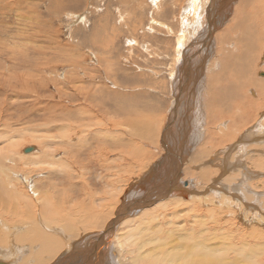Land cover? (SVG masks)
<instances>
[{
	"label": "rangeland",
	"instance_id": "374dc122",
	"mask_svg": "<svg viewBox=\"0 0 264 264\" xmlns=\"http://www.w3.org/2000/svg\"><path fill=\"white\" fill-rule=\"evenodd\" d=\"M194 1L0 0V181L4 179V183L8 184L10 180L9 187H7L8 196L5 192V201L0 199V224L2 223L4 230L7 231L3 234L4 237L3 235L2 238L0 237V260L3 259L5 264H35L36 261L53 264L58 258L50 259L46 263L44 259L36 256L37 251L31 250L32 241L30 247L28 246L27 235H31L27 234L26 226H23L26 223L23 222H27L29 214L36 213L37 210L39 211H37L38 214L36 213L37 220L38 216L41 217L39 206H42V202H36V205L31 203L32 205L28 207L31 208L28 210L26 203L23 202L22 193L23 190L29 192V195L32 193L30 186L25 183L26 180L31 178L34 183L40 185H43L44 181L51 180L52 184L43 185L42 192H47L45 196L35 193L36 198L40 195H43L42 199L49 196L59 201L60 204L64 202V198H73L75 194H82L83 185L88 184L89 191L98 190L101 194L98 198L88 194L96 200V204L104 198L102 194L112 193H114L112 198L114 203L115 194L118 199V194L121 192L114 191L115 187L120 183L124 184L127 180L132 182L138 176L137 172L140 175L147 173L142 170V167L153 164L164 155L158 138L165 123L169 121L171 112L175 113L174 102L182 99L181 96L177 97L180 89L175 88L176 83L182 86V91L185 93L183 103L188 112V115L183 114L180 117L177 114L176 124L179 120L185 119H188L186 124L192 123L191 114H196L201 108L204 112L202 124H199L198 130L183 128L177 130L180 133L175 136L177 150L184 157L191 147L192 150L197 147L199 151H202L205 146L214 150L213 155L209 152L211 158L217 156L216 160L209 163H205L208 158L204 159V162L187 160L186 167L189 166L193 174L186 177V180L196 178L199 171L212 168L218 170L216 177L219 178L215 185L219 189L226 187V189L235 191L233 185L243 184L245 181L250 191L259 193L260 201L262 199L264 201V143L260 145L250 140L246 142L249 139L248 134L251 133L246 129L256 124L261 114L259 110L264 109V107L258 109V104L264 103V86H256L255 80V78L264 79L262 73L264 72V28L261 29L257 25L258 34L247 35L240 44L237 41L241 37L237 35L233 39L234 33L231 35L232 30L229 29L238 4L242 8L245 7L244 11L251 19L257 16L264 19V0H233L226 21L213 28L210 39L198 38L202 41L199 40V43L197 42L198 44L196 43L186 54L187 56L191 54L189 66L186 63L187 56L183 57L184 55L180 54L182 53L179 48L180 41L186 45V42L190 43L191 40L196 39L194 38L198 35L194 32L196 28L200 27L201 31L203 27L207 29L206 21L211 11V6L209 9L207 7V0H196L197 4H193ZM255 9L261 11L257 16L248 12ZM241 20H244L247 26L253 23V20L250 22L243 18ZM199 24L201 26H198ZM239 33L241 31L237 29V34ZM185 36L186 40H184ZM200 36L203 35L199 34L198 37ZM230 41H233L230 49L231 55H227L224 48L230 45ZM247 41H250V45L244 44ZM247 50L248 54L245 55L244 51ZM239 52L242 53L244 61L241 63L236 61L232 68V63ZM224 55L231 59L222 61ZM199 63L204 64L200 81L197 80V70H195ZM226 64L231 65L226 68L224 66ZM179 65L184 67L185 71L177 74ZM231 69L232 72L229 71L222 76L225 71ZM243 70L249 77L246 81L242 76ZM187 72L190 74V80ZM186 79L188 84H186ZM209 81L213 83L214 90L233 89L232 93L245 101V104H240L241 101L232 103V105L235 104L234 109L238 115L234 116V113L227 114L221 111L226 99V101L222 98L216 99L213 96V99L218 102H212L208 89ZM186 86H188L187 89ZM215 86L218 88H214ZM191 103L194 107H190ZM70 110H78V113L86 110L91 114L90 119L93 117L94 123L97 122V124L93 123L90 126V136H87V132L82 129L83 125L87 126L86 124L82 121H73L65 114ZM58 113L60 117L65 116L55 121L54 115ZM235 117L237 120L233 121ZM74 131L78 134L73 135ZM238 132L242 136L240 142H237ZM196 134L202 135L203 138L199 145L194 144ZM85 137L91 140L81 147L80 143L82 144L81 141ZM42 139L45 140L44 143ZM185 139L188 140V145L182 144ZM229 144L234 147L236 145L237 148L232 147L234 149L232 150ZM258 144L259 148L256 147ZM28 148L32 150L26 151ZM256 148H258L257 151L254 150ZM223 155H226L228 160L226 158L223 161ZM46 159L50 161H45ZM245 167L252 173L249 177L247 176L248 178L244 176ZM132 168L135 172L131 174ZM149 170L150 168L147 169ZM50 173H54L56 177L50 179ZM113 173L116 175H112ZM119 176L122 180L117 182ZM232 176L233 179H231ZM198 178L203 181L200 183L201 195L209 194L206 192L211 189L209 185L212 182L207 183L206 179L199 176ZM13 179L18 182L21 191L17 185L16 188L19 191H14L12 182L15 181H12ZM72 185L77 186L78 191L72 192L70 190ZM91 185L93 187L90 189ZM194 188L200 189L198 186ZM34 189L35 192L40 191L36 187L32 188ZM223 193L228 194L224 191ZM81 194H78L72 201L77 202L80 197L87 196L86 193ZM191 194L193 195V192ZM123 195L122 193L121 196ZM226 196L218 195L221 201L217 198L214 202L203 199L199 202L195 200L194 203L193 201L186 203L180 212L185 219L184 222L182 221V226L187 228L192 226L195 222L194 217L190 215L197 216L198 213L197 220L198 217L204 216L207 225L213 227L216 223L213 221L215 217H207L206 214H214L213 212L217 210L219 214L227 213L231 204L225 201ZM111 197L109 196L108 199L112 200ZM24 200H28L29 203L30 198ZM234 200L241 201L237 198ZM54 204L58 203L54 202ZM259 205L264 207V202L262 204L256 202V206ZM19 208L21 209L20 214ZM26 208L29 214L25 213ZM14 209L18 213L14 212ZM82 209L90 211L87 206ZM231 209L235 212L237 206L234 205ZM80 212H82L81 209ZM79 215L74 216L78 221L74 220L77 224H74L76 229L73 228V232L78 234L84 230L80 224L82 218ZM228 216L239 220L237 216ZM85 223L87 231L92 230L86 221ZM197 223L202 222L198 220ZM255 224L264 228V222L260 221ZM17 226L20 227L18 233L23 232L20 233L22 237L24 236L23 242L16 239L17 233L12 241L8 240L11 237L10 231L14 233L12 229ZM46 226L47 232H52L51 227ZM55 226L66 230L63 224ZM123 228L119 231L120 234L127 231V226L124 225ZM97 230L100 229L94 231ZM89 233L97 235L96 232ZM65 235L71 236L69 232ZM88 237L89 246L93 245L94 238L90 235ZM96 239H98L97 243L101 240L97 237ZM115 241L114 248L112 245L111 249L115 255L113 256L115 263L134 264L132 259L130 260V252L123 251H128L129 245L117 244L118 249H115L117 248ZM113 249L116 252H113ZM83 263L86 262L83 261L81 264ZM135 264H140V262Z\"/></svg>",
	"mask_w": 264,
	"mask_h": 264
},
{
	"label": "bare ground",
	"instance_id": "6f19581e",
	"mask_svg": "<svg viewBox=\"0 0 264 264\" xmlns=\"http://www.w3.org/2000/svg\"><path fill=\"white\" fill-rule=\"evenodd\" d=\"M195 1L193 4L198 3L197 2L198 0L196 2ZM232 1L233 0H207L208 9H209V6H211V11L209 10L210 11L209 18L206 21L207 29H204L203 27V29L201 28L203 31H201L199 30L200 27H198V29L196 28L197 31L196 29L195 31L193 30L195 34H198V35L194 37L196 38L194 40L189 39V41L191 40V42L190 43L186 42L185 43L186 45H184V43L180 41L181 43L179 44L180 46L179 48L182 51V53L180 54H183L184 55L183 57L187 56L186 54H188L189 50H191V48H193L196 45V43L199 40H201V39L198 40V38L203 39V37H205L207 39H210L211 35L213 34V31H212L213 28L218 27V25H222L226 21L225 19L228 17L231 11ZM196 6L197 5H195V7ZM244 8H242L241 5L238 4L236 13L231 19V25L229 28L230 30H232L231 35L234 33V36L232 37L233 39L237 35L241 37L237 41L238 44H240V42L243 39H245L247 35L258 34L257 25L261 29L264 28V19L262 17L257 16L261 11H257V9L253 11H248L250 13H253L255 16H257L256 18L251 19L246 14V11H244ZM241 18L249 20V22L253 20V23L247 26L245 25L246 22L244 20H241ZM198 26H201V24H199ZM237 29L240 30L241 33L237 34ZM199 34H202L203 36L198 37ZM230 39H231V36H230ZM184 40H186V36L184 37ZM244 44L250 45V41H247ZM231 45H233V41H230V45L224 48V52L227 55H231V50H230ZM182 48L184 51L182 50ZM244 53L245 55H247L248 50L244 51ZM190 55L191 54H189V56H187L186 58L187 60L186 63L189 66H190ZM227 55L226 56L224 55L222 57V61H225V60L229 61L231 59ZM236 61L240 63L244 61V57L242 56L241 52L238 53L235 61L232 63L233 65L232 68L234 67V64ZM201 63H199L197 69L194 68L195 70H197V80L199 81H200V77L203 72L202 67L204 65V64L202 65ZM230 65L226 64L224 66L228 68ZM183 70H184V67H180L179 65V70L177 74L181 73ZM229 71L232 72V69L225 71V73L222 76L229 73ZM262 73L264 75V72ZM187 74H188L187 77L189 76V80H190L189 72H187ZM242 76H243V79H245L244 81L249 79L245 70L242 71ZM187 79H186V82H187L186 84L189 83ZM255 80H256V86H260V87L264 86L263 78L262 79L255 78ZM186 84H183V85H186ZM212 86H213V83L210 82V84L208 85V89L210 91V95H211L210 97L212 99V102L215 103L217 101L213 99V96H215L216 99L218 98H222L224 100L226 99L227 101L225 100L226 102L223 103L224 108L221 111L222 112L224 111L227 114L234 113V116L238 115V113H236L234 109L235 104L232 105V103L234 102L238 103L239 101H241L240 104H245V101L237 98L236 95L232 93L233 89L225 91V89L219 88V89L214 90ZM175 88L180 89V92H178L177 97L181 96L182 99L180 98L181 101L180 100L178 101L177 99L176 103L174 102L175 113L171 112L169 121L165 123V126L163 127L162 132L158 138V142L160 141V144L164 150V155L158 158V160L154 162L153 164H148L146 167H142V170L147 173L140 175V173L137 172L138 176L134 175L136 177L132 180V182L131 181L129 182L127 180V182H125L124 184H121V183L120 185L117 184L118 186L115 187L114 191L118 190L121 192L120 194H118V199L116 196L117 194H115L116 200L114 203L112 199L114 196V193H112L111 191L112 194L110 195L102 194V197L104 198L103 199L101 198L100 203L96 204L95 202L96 200H93V197L98 198V196H101V194L98 193V190L97 191L95 190V192L92 191L93 193L91 192V190L89 191L88 184L83 185L84 192H82V194L78 193L81 195H83V193L84 194L86 193L87 196L80 197V199L77 202L72 201V200L75 199L78 196V194H75V196L73 195L74 196L73 198H70L67 195L68 198H64V202H61L60 204H59V201H56L49 196H46L44 197L45 199H42L43 195L47 193V192H42L43 185L45 186L47 185V183L52 184L51 180L44 181L42 182L43 185L42 184L40 185L38 183L37 184L34 183L33 179L27 177L28 179L26 180L25 183H27L30 186L32 195H29V192H25L23 190L22 196L24 197V199L30 198L29 203H28V200H24V199H23V202L26 203L27 208L29 207L31 203H35L34 205H36V202L37 203L42 202V206L41 207L39 206L41 210V217L38 216V220H37L36 213L38 210L37 211L35 210L36 213L32 212L31 214H29L26 208L25 213L27 212L29 214V217H28L29 220L27 222L24 221L23 223H26V224L25 225L22 224V225L24 227L26 226L25 228H26L27 234L30 233L31 235V236L27 235L28 239L26 241H28V246L30 247L31 241H32L31 250L33 252L37 251L36 256L39 259H44V262L47 263L48 260L50 259L54 260V258L58 257L54 261L53 264H81L83 261L86 262L85 264H117L114 261L115 255H113L112 250H111L112 245L114 248V245H115L114 240H116L115 241L116 245L117 244L118 245H129L128 251H125V250L123 251L126 253L130 252V255H129L131 257L130 260L132 259L134 264L136 262L137 263L140 262V264L141 263L142 264H264V246H263L264 245V228L262 227L260 228L258 227L257 224H255V223H260V221L262 223L264 222V210H263L264 207H260V205L256 206V202L262 204V202L264 201H262L263 199L261 200L262 202L260 201L259 193H255L256 191L255 192L250 191L251 190L249 189L250 187L248 188V186L246 185V182L243 180L245 177L242 179L244 181L243 184H240V183L234 184L233 190L235 191H231L229 188L226 189V187L219 189V187L215 185V183L217 182V179L219 178V177H216L218 170L207 168L205 170L199 171V175H198L199 177H201L202 179H206L207 183L210 181L212 182V184L209 185V188L211 187V189H208V192H206V193H209L207 195H201L200 183L203 181L199 180L196 173L194 174L196 175V178L192 180H186V177H189L190 175L193 174V172L189 170L188 168L189 166L186 167L188 165V164L186 165V163L188 162L187 160L190 159L192 162H196L195 160L204 162V159L208 158V160L205 161V163H209L213 160H216L217 156L215 157L213 156L211 158V156L209 155L210 154L209 152H211V154L213 155L214 153L212 152L214 150H211V148L208 149L205 146H203L205 151L203 149L202 151H199L197 147L192 150V147H191L188 153L186 151V155L184 157H182L179 151L177 150V142H176L175 136L177 133L180 135L179 131L177 130L182 129V128L185 130H189V129L198 130L199 124H202V116H203L202 114L204 112H203V109L201 108L198 110L196 114H191L192 116L190 115V118L192 117V123L186 124L188 119H185L183 121L179 120L180 122L178 121L176 124L175 119H176L177 114L180 117L183 114L188 115V112L184 108L183 102H185V96H184L185 93L182 91V86H179V83H176ZM185 88L187 89L188 86H186ZM214 88H218V87L215 86ZM220 91L221 93H219ZM89 98L92 99L91 97ZM93 99L96 100L95 98ZM240 104L238 105L241 106ZM258 105H259L258 109H260L261 107H264V103H259ZM190 107H194V105L191 103ZM233 109H234V112H232ZM260 112L261 114H259L258 119H257L258 121H256V124L253 126H250L249 128L250 130L246 129L249 132H251L250 134H248L249 139L246 140V142L250 140V141H253L254 143L255 142L259 143L260 145L264 143V109L259 110V113ZM59 114L60 113L54 115L55 121L61 120V118L63 119V117L65 116L64 115L60 117ZM65 114L68 115L73 121H82V123L86 124L87 126L85 127V125H83L82 129H84V131L87 132L86 133L87 136L90 134L89 129H90V126L93 125L94 120H93V117L92 119H90L89 115L91 114L88 111L86 110L82 112L79 111L78 113V110H70V112H67ZM207 118L209 120L208 115H207ZM117 120H120V119H117ZM236 120L237 118L235 117L233 121H236ZM94 124H97V122ZM101 131L102 129L99 130V133ZM80 132H81V129H80ZM76 134H78V132L74 131L73 135H76ZM69 136L71 135L69 134ZM238 137L239 138H237L238 139L237 142H240V140L242 139L241 133H239ZM99 138L101 139V137ZM202 139H203L202 135L196 134V137L194 138L195 140L194 144H197V145L201 144ZM90 140L88 139V137H85L81 141L82 144L80 143V146L84 147ZM44 141L42 139V143H44ZM83 142H84V145H83ZM246 142L244 144L245 146H246ZM231 143L233 144V142ZM182 144L188 145V140L185 139ZM259 144L256 147L259 148L260 147ZM230 147L232 148L234 146L230 145ZM258 148L254 150L257 151ZM30 150H32V148H28L26 151H30ZM232 150L234 149L232 148ZM132 153L134 155V152ZM223 156L224 157H222V160L224 161L227 157L226 155H223ZM45 161H50V160L46 159ZM2 165L4 164L2 163ZM129 167L131 168V166ZM149 168L150 170L147 171V169ZM131 170H133V168ZM244 171H245L244 176H246V178H248L252 174L248 171V168H246V170ZM134 172L135 170H133L131 174ZM112 175H116V173H113ZM53 177H56L54 176V173H50L49 178L52 179ZM231 179H233V176ZM121 180H122V177L119 176L117 182H120ZM12 181H15V182H12V187H14V191H19L20 187L18 185V182L15 179H13ZM9 183H10V180L8 184L4 183V179L0 181V184L2 185V186L0 185L1 201H5L4 199L5 192H6V196H8L7 187H9ZM16 185L18 186L19 190H17ZM196 186H198V188L200 189L196 190L194 188ZM34 187L40 189V191L35 192V189L32 190V188ZM49 187H52V186L49 185ZM91 187H93V185L90 186V189ZM2 189H4L5 191L4 190L2 191ZM216 189H219V190H216ZM70 190L72 192H76L78 191V187L75 185H72L70 187ZM223 191L227 192L228 194L223 193ZM66 192L68 191L66 190ZM192 192H193V195L191 194ZM35 193H41L43 195H40L39 197L37 196L36 198ZM122 193L124 194L123 196H121ZM88 194L90 195L92 194L94 196L89 197ZM218 195L221 197H225V195H227L226 196L227 200L225 201L231 205L228 208L227 213L219 214L220 212L218 213L217 212L218 210H217L213 212L214 214H209V213L206 214L207 217L208 216L212 218L215 217L213 221L216 223L214 224V226L212 225L213 227H211V225L210 226L207 225L204 216L198 217V220H200V222L202 223H197L198 220L196 219V217L199 216L198 213H197V216L190 215L194 217L193 221L195 222L192 226L188 228L185 226H182V221L185 219L182 217V215H180V212L183 209L184 205H186V203H191V201H193L192 203H194L195 200H198L199 202V201H203V199H207L208 201L214 202L215 200H217ZM228 195L230 196V198ZM16 196L21 198L18 195ZM109 196H112L111 197L112 200L108 199ZM193 198L194 200H191ZM236 198L240 199L241 201H235L234 199ZM37 199H39V201ZM88 199H89V203H87ZM218 199L221 201L220 198ZM54 202H57L59 206H57L58 204L55 205ZM71 202L72 203L75 202V204H71ZM234 205L237 206V210L234 209L235 212L231 209V207ZM86 206L87 208H90V211H86L87 209L86 210L82 209V207L84 208ZM30 208H28V210ZM80 209L82 210V212H80ZM13 211L15 212L16 210L14 209ZM20 211L21 209L19 208V214H20ZM16 213L18 212L16 211ZM77 214H80L79 217L82 218L80 221V224L82 225V228L84 229L82 230L84 233L80 232L78 234L77 232L75 233L73 232V228L76 227L74 226V224L78 221V220L76 221L75 220L76 217H74ZM228 215L237 216L239 220L232 219L233 217L230 218ZM184 216L187 217V215H184ZM226 216L227 218H225ZM30 217H33V218H30ZM150 218H153V220H150ZM84 220L87 222L88 226L92 228V230L87 231V226ZM240 220H242V222H240ZM19 221H22V220L19 219ZM60 224H63L66 230H63L62 228L55 226V225H60ZM233 224H236V225L234 226ZM46 225L51 227L52 232H47L45 228L47 227ZM124 225L127 226V231L120 234L119 231L121 229L122 230L124 229L123 228ZM198 225H199V228H198ZM128 227H131V228L128 229ZM95 229H100V230L94 231ZM12 230H14V233H12V231L9 230L11 233V237H9L8 240L12 241L15 236V233H17L18 235H16V239L21 240L23 242L24 236L22 237L20 235V233H23V232L20 231V233H18L20 230V227L17 226L16 228ZM36 231H39V232L37 234H34V232ZM6 232L7 231L4 230V226L1 223L0 224V237L2 238V235L5 234ZM67 232H69L71 236L65 235V233ZM89 232H96L97 235H92ZM118 232H119V235L121 236L118 235ZM79 235L81 236L80 239L78 237ZM88 235L94 238L93 245L89 246L88 243L90 242L88 241V238H89ZM96 237L101 239L99 240L98 243H97L98 239H96ZM36 244H38V246H36ZM66 245H67V248L65 249ZM118 245H117V248L115 249H118ZM62 250H64V252ZM61 251H62V254L59 256ZM114 251L116 252V250L113 249V252ZM2 260H0V262H3ZM35 264H44V263L41 261H36Z\"/></svg>",
	"mask_w": 264,
	"mask_h": 264
},
{
	"label": "water",
	"instance_id": "95a60500",
	"mask_svg": "<svg viewBox=\"0 0 264 264\" xmlns=\"http://www.w3.org/2000/svg\"><path fill=\"white\" fill-rule=\"evenodd\" d=\"M0 264H5V263H3V262H0Z\"/></svg>",
	"mask_w": 264,
	"mask_h": 264
}]
</instances>
